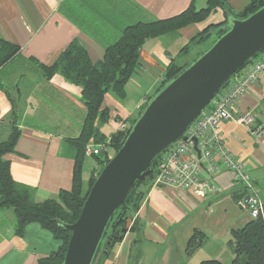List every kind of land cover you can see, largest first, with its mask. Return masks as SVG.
I'll return each mask as SVG.
<instances>
[{
    "label": "crops",
    "instance_id": "obj_1",
    "mask_svg": "<svg viewBox=\"0 0 264 264\" xmlns=\"http://www.w3.org/2000/svg\"><path fill=\"white\" fill-rule=\"evenodd\" d=\"M226 2L235 14L248 5V0ZM191 3L192 0H0V38L20 47L19 54L0 69V143L10 138L14 128L20 131L15 152L4 159L10 162L13 179L34 190L36 201L71 190L77 157L73 141L81 136L88 114L82 90L59 74L47 79L43 67L52 65L73 40L86 49L92 62H99L128 26L172 18ZM206 4L207 0L194 1L196 10ZM225 20V12L218 10L203 22L148 39L141 50L139 68L126 86V96L119 99L110 93L105 97L109 119L100 129L104 138L138 117L161 87L172 62L186 65L203 52L197 48L202 44H192L195 37ZM209 39L213 44L216 33ZM235 108L239 114L258 113L254 127L264 125V74ZM221 133L228 150L245 164L256 195L264 203V135L256 136L234 121L224 122ZM95 168L96 165L91 167L88 180H84L83 166L84 191L88 190ZM213 179L216 192L207 199L146 185L134 229L108 257H100L95 264H145L157 254L160 264H192L195 255L201 256L197 264L203 260L229 264L234 259L228 246L231 231L242 228L250 216L238 206L243 187L235 182L233 172L223 170ZM195 234L203 243L188 255L187 245ZM60 246L53 234L36 223L18 235L14 211L0 208V264H38Z\"/></svg>",
    "mask_w": 264,
    "mask_h": 264
},
{
    "label": "trees",
    "instance_id": "obj_2",
    "mask_svg": "<svg viewBox=\"0 0 264 264\" xmlns=\"http://www.w3.org/2000/svg\"><path fill=\"white\" fill-rule=\"evenodd\" d=\"M194 1L192 0L187 10L172 18L151 23L140 22L128 26L124 29L119 39L106 49L103 59L99 62H92L86 49L78 40H73L52 65L43 67V73L47 79H51L59 74L65 81L82 90L88 114L81 136L73 141L77 148V157L75 160L72 188L69 191L60 192L56 198L46 201H36L34 190L31 187L17 183L13 179L10 162L6 161L4 157L7 154L15 152L20 138V131L18 129L14 128L10 138L0 143V208L12 209L14 211L18 235H23L29 224L36 223L53 234L54 238L61 243L58 251L40 259L38 264H63L70 234L59 225V222L73 224L78 220L90 189L97 178H95V174L92 172L88 190L84 191L82 169L86 159L85 148L87 144L91 142L103 143L107 139H110L112 147L117 152L126 139L124 131H118L107 139L101 134V126L109 119V112L104 107V100L106 95L110 93H114L119 99H123L126 96V86L139 68L140 54L145 42L148 39L158 38L189 25L203 22L212 13L222 10L226 15L225 22L206 29L192 40V44L206 42L213 33H216V40H218L227 32L224 27L228 24L229 16L243 20L264 7V0H248V5L244 10L235 14L230 9L226 0H207L206 7L200 10H196ZM189 48L190 46L186 47L184 51ZM19 52V46L8 43L0 38V69L14 59ZM255 59L256 57L247 63L245 67ZM185 67L182 68L177 63L172 62L161 87L156 93L167 82L175 78ZM136 119L129 124L131 127ZM161 156L162 154L152 164L154 174L158 172ZM95 159L99 163H102L103 168L109 163V160H104L103 157H95ZM146 185L151 187L152 180L137 185L128 196L126 205L132 211L137 212L140 209L146 194L144 191ZM123 212L124 210L120 209L116 213L111 221L112 225L117 223ZM129 218H131V213L128 211L124 214L123 221L118 223L117 229L122 223L127 225ZM112 234L113 232L109 227L93 264L100 257L109 256H104L102 251ZM118 242L121 241L115 238L110 251ZM202 243L203 239H197V234L193 235L187 245V254L192 255L200 248ZM228 246L234 254V259L230 264H264V213L257 219H250L242 228L233 229ZM199 264L224 263L218 260H206Z\"/></svg>",
    "mask_w": 264,
    "mask_h": 264
},
{
    "label": "water",
    "instance_id": "obj_3",
    "mask_svg": "<svg viewBox=\"0 0 264 264\" xmlns=\"http://www.w3.org/2000/svg\"><path fill=\"white\" fill-rule=\"evenodd\" d=\"M224 28L222 37L146 102L123 145L96 178L78 220L59 222L70 234L63 264H93L109 227L113 234L104 256L115 238L124 240L129 229L125 223L117 229L118 223L128 211L134 221L137 215L126 205L130 193L153 179V162L181 138L187 140L185 132L217 93L264 50V7L243 20L229 16ZM120 209L123 215L112 225Z\"/></svg>",
    "mask_w": 264,
    "mask_h": 264
},
{
    "label": "built area",
    "instance_id": "obj_4",
    "mask_svg": "<svg viewBox=\"0 0 264 264\" xmlns=\"http://www.w3.org/2000/svg\"><path fill=\"white\" fill-rule=\"evenodd\" d=\"M263 74L264 50L251 64L240 69L217 93L185 132L184 137L187 140L181 138L162 153L158 172L152 179V189L167 187L207 199L216 192L213 176L223 170L232 171L235 182L243 187L238 206L248 212L250 219L263 215L264 203L256 195L245 164L228 150L221 133L224 122L234 121L256 136L264 135V125L254 127L258 113L239 114L235 111L236 104ZM261 113L264 115V109ZM130 129L129 124L120 127V131L124 132H129ZM85 154L88 157L111 160L116 152L108 139L103 143H88Z\"/></svg>",
    "mask_w": 264,
    "mask_h": 264
},
{
    "label": "rangeland",
    "instance_id": "obj_5",
    "mask_svg": "<svg viewBox=\"0 0 264 264\" xmlns=\"http://www.w3.org/2000/svg\"><path fill=\"white\" fill-rule=\"evenodd\" d=\"M216 40V39H215ZM211 41H213V40H211V39H208L206 42L204 41V42H202V43H200V44H197V43H195L196 45H201L200 46V48L199 47H197L198 49H201V50H203V52H204V50H206V48L210 45H212V44H210L211 43ZM209 46V47H210ZM208 49V48H207ZM203 52H201L200 54H202ZM199 54V55H200ZM198 55V56H199ZM197 56V57H198ZM192 63V62H191ZM188 64H190V63H188ZM188 64H186V65H188ZM186 65H180L182 68L183 67H185ZM139 116V115H138ZM128 124H131V123H127V125ZM85 156H86V154H85ZM86 157H88V156H86ZM86 161H85V163H84V177H85V179L84 180H88V178H89V176H90V171H91V167L92 166H95L96 165V168L93 170V172H94V174H95V178L96 177H98L99 175V173L101 172V170L103 169V166H102V163L100 162H98L95 158H93V157H88V158H86L85 159ZM110 161V160H109ZM94 164V165H93ZM87 181H85V185H87V183H86ZM137 213H138V211H137ZM232 213V212H231ZM127 227H128V229H129V231L131 230V229H133L134 228V220H132L131 218H129L128 219V223H127ZM159 256V254H157V255H155L153 258H151L150 260H148L145 264H160V260H157L156 259V257H158ZM201 256H197V255H195L194 256V258L193 259H195L194 260V263L192 262V264H197L198 263V261H197V258H200ZM157 260V261H156ZM204 261V260H203ZM200 262H202V261H199V263ZM232 262V261H231ZM231 262H229V264L231 263ZM187 264V263H186ZM228 264V263H227Z\"/></svg>",
    "mask_w": 264,
    "mask_h": 264
}]
</instances>
